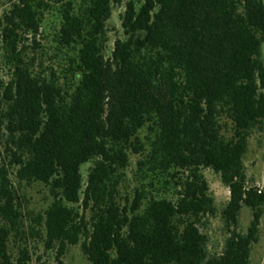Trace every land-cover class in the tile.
I'll list each match as a JSON object with an SVG mask.
<instances>
[{"label": "trees", "instance_id": "16d2710c", "mask_svg": "<svg viewBox=\"0 0 264 264\" xmlns=\"http://www.w3.org/2000/svg\"><path fill=\"white\" fill-rule=\"evenodd\" d=\"M10 1L0 17L11 72L4 81L0 63V264H67L74 245L91 264H251L264 191L245 157L264 130V0H130L111 57L107 25L123 0ZM50 11L60 15L56 55L78 80L71 90L42 60ZM131 152L140 185L125 196ZM206 168L230 189L216 253ZM36 181L52 202L28 225L22 186Z\"/></svg>", "mask_w": 264, "mask_h": 264}, {"label": "rangeland", "instance_id": "374dc122", "mask_svg": "<svg viewBox=\"0 0 264 264\" xmlns=\"http://www.w3.org/2000/svg\"><path fill=\"white\" fill-rule=\"evenodd\" d=\"M57 1V0H54ZM130 0H123L122 4L116 5L113 10L112 17L107 25V37L105 54L111 57L116 40L124 38V28L122 25V15L125 12L126 4ZM138 1V0H136ZM11 6L10 0H0V17L4 11ZM60 27V15L56 11H50L46 14L44 26L38 35L37 40L40 41L42 46L47 50L43 53L42 60L46 66H52L58 71L60 83L67 90L73 89L77 78L73 77L67 70L68 63L66 56L61 54L56 55V42L55 34ZM31 42V41H30ZM263 58H264V44H263ZM0 63H2L1 75L4 81H8L11 77V72L8 67L2 62V55L0 54ZM148 134L147 129L142 132V138L146 140ZM139 154L131 152L130 165L126 170V178L122 184L123 195L133 196L135 189L140 185V179L137 175ZM246 171L251 184L258 186L264 191V130H256L250 139L249 152L245 157ZM94 166L93 162L83 165L82 172L87 178L91 168ZM204 175L210 184V192L215 200L217 213L211 217L208 226L205 228L208 233L209 250L211 253L222 251L225 242L229 236L228 230L223 220V210L226 208L230 200V189L222 180L221 174L217 173L211 168L204 169ZM22 191L26 196V212L27 224H31V216L44 212L52 202V196L48 185L43 182L36 181L32 184H23ZM161 195V194H160ZM163 195V193H162ZM169 197L173 196V192L168 193ZM253 219V211L249 207H244L240 215V230L246 232ZM11 252L13 255L18 254V242L12 239L10 242ZM44 248L41 246L39 253H43ZM51 262H54L53 253L47 255ZM67 264H91L87 256L83 253L81 245L71 246L65 256ZM251 264H264V215L260 225L259 241L254 243L251 254Z\"/></svg>", "mask_w": 264, "mask_h": 264}]
</instances>
